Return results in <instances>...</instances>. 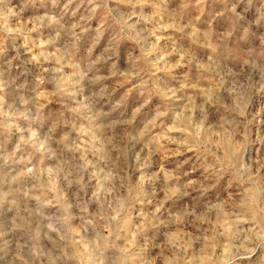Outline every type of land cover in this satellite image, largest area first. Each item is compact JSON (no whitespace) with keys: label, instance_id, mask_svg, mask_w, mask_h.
<instances>
[{"label":"rangeland","instance_id":"rangeland-1","mask_svg":"<svg viewBox=\"0 0 264 264\" xmlns=\"http://www.w3.org/2000/svg\"><path fill=\"white\" fill-rule=\"evenodd\" d=\"M0 264H264V0H0Z\"/></svg>","mask_w":264,"mask_h":264}]
</instances>
